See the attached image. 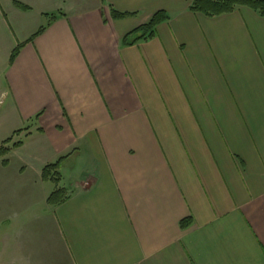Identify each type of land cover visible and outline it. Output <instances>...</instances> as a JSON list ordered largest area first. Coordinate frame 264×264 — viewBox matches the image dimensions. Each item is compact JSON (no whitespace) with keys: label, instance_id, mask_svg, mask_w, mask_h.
Here are the masks:
<instances>
[{"label":"crops","instance_id":"0c3cea01","mask_svg":"<svg viewBox=\"0 0 264 264\" xmlns=\"http://www.w3.org/2000/svg\"><path fill=\"white\" fill-rule=\"evenodd\" d=\"M194 1L0 0V264H264V16Z\"/></svg>","mask_w":264,"mask_h":264},{"label":"trees","instance_id":"16d2710c","mask_svg":"<svg viewBox=\"0 0 264 264\" xmlns=\"http://www.w3.org/2000/svg\"><path fill=\"white\" fill-rule=\"evenodd\" d=\"M238 6H248L257 11L261 16H264V0H195L191 6V10L194 12L203 13L209 17H215L225 13H231L235 11ZM112 15L115 19H123L133 15V13H123L117 11L116 9H112ZM54 17L55 15L51 16V18ZM168 18L169 16L165 11H158L147 23L137 27L136 29L128 33L125 36L123 43L125 45L135 44L141 39H147L154 36L157 26L167 21ZM46 27L47 25L42 26L36 34L38 35L42 33L46 29ZM22 46L23 44H19V46H17V48L13 51L11 62H13L18 56ZM9 142L10 139H7L4 143L7 144ZM19 144L20 143H15L14 146H18ZM9 151L10 149L8 147H5L4 145L1 146L0 159L4 157ZM3 162L6 163V160H4ZM58 169L59 161L57 163L47 165L44 168L43 176L45 178L54 180V182L58 185L61 177ZM67 199V191L65 189L58 188L50 195L48 201L50 204L58 205L65 202ZM189 224L190 221H183L181 223V226L184 228Z\"/></svg>","mask_w":264,"mask_h":264},{"label":"built area","instance_id":"2783aa9c","mask_svg":"<svg viewBox=\"0 0 264 264\" xmlns=\"http://www.w3.org/2000/svg\"><path fill=\"white\" fill-rule=\"evenodd\" d=\"M4 95H5V94H3V96H2L1 99H0V104H2V102H3Z\"/></svg>","mask_w":264,"mask_h":264}]
</instances>
